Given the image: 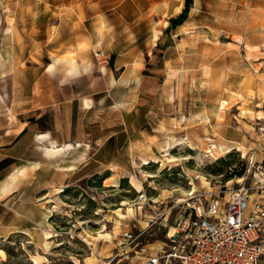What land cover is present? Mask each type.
<instances>
[{"label":"rangeland","instance_id":"1","mask_svg":"<svg viewBox=\"0 0 264 264\" xmlns=\"http://www.w3.org/2000/svg\"><path fill=\"white\" fill-rule=\"evenodd\" d=\"M78 2L111 20V61L126 70L105 104L116 140L96 154L113 173L88 155L78 161L76 150L64 161L43 157L29 136L23 156L38 162L1 198L0 222L16 229L0 241V264H107L125 232L149 248L166 243L188 203H224L239 189L264 203V0H0V80L30 45V64H47L46 22L77 19ZM132 69L140 80L127 85ZM33 125L45 129L49 115ZM167 144L175 162L158 150ZM62 163L75 166L72 177Z\"/></svg>","mask_w":264,"mask_h":264},{"label":"crops","instance_id":"2","mask_svg":"<svg viewBox=\"0 0 264 264\" xmlns=\"http://www.w3.org/2000/svg\"><path fill=\"white\" fill-rule=\"evenodd\" d=\"M75 5L77 8L72 9L77 19L46 22L47 43L43 46L45 57L50 61L44 65L37 58L36 64L32 66L30 58L33 51L30 45V51L27 49L23 53L20 50L16 52L19 62H16L15 57L11 78L0 80V201L4 196L15 193L20 177L23 176L22 169L38 162L33 161L34 158L28 160L23 156L22 144L29 136L35 140L36 153L43 157L64 161L65 154L76 150L78 154H83L78 161L83 162L88 155L98 170L106 166L105 169L113 173L110 169L112 164L108 166V163H101L96 154L110 153L108 142L113 138L116 140L117 132L112 129L114 124L111 125L112 120L107 115L111 111L105 104L114 99L113 92L117 90L126 70L117 73L119 66L111 61L110 45L114 40L110 30L111 20H104L103 13L97 17L98 12L90 11L94 9L89 4L78 2ZM96 17L98 20H95ZM18 36L23 40L22 31L19 35L16 33L13 39ZM39 50L43 48L40 47ZM98 53L106 56L104 63H100L96 57ZM121 67L122 65L119 69ZM32 70L34 77H31ZM130 72L132 79L129 75L127 85L140 80L137 73L139 70L132 69ZM112 102L116 104L115 100ZM45 113L49 115L50 125L33 132V122L38 121ZM126 133L128 137H133V131ZM130 143L133 144V140ZM64 164L67 166L59 168L61 175L69 172L67 177H72L75 166L69 163L60 165ZM76 169L78 171L81 168L77 165ZM137 182L141 185L138 180ZM57 188L54 187V191ZM15 229L0 222V241L13 234ZM1 252L3 251L0 250Z\"/></svg>","mask_w":264,"mask_h":264},{"label":"built area","instance_id":"3","mask_svg":"<svg viewBox=\"0 0 264 264\" xmlns=\"http://www.w3.org/2000/svg\"><path fill=\"white\" fill-rule=\"evenodd\" d=\"M138 238L125 232L107 264H131L137 255L141 264H260L264 203H251L244 189L224 203L219 198L205 205L188 203L159 248L141 245Z\"/></svg>","mask_w":264,"mask_h":264},{"label":"bare ground","instance_id":"4","mask_svg":"<svg viewBox=\"0 0 264 264\" xmlns=\"http://www.w3.org/2000/svg\"><path fill=\"white\" fill-rule=\"evenodd\" d=\"M101 22V21H100ZM102 25V24H101ZM104 29V28H103ZM102 30V29H101ZM102 32V31H101ZM167 146H168V144H167ZM173 146H168L166 149H163V148H161L160 149V147H158V150H160V153H163L164 154V156L166 157V161L168 162V163H172V162H175V159H174V157H172V156H169L168 154H167V151L169 150V149H171ZM231 148V147H230ZM54 149V148H53ZM163 149V150H162ZM203 149V148H202ZM213 149L214 150H217L218 148L217 147H213ZM235 148H231V150H234ZM204 150L207 152V153H212V151L210 150V147H206V148H204ZM214 155H216L217 157H216V159H218L219 158V155H218V153H213ZM154 159H156V158H154ZM148 160L151 162V159H147V158H142L141 159V163H142V166H144V165H149V163L150 162H148ZM157 162H160V161H158L157 160ZM163 164L164 163H162V165L161 166H163ZM17 171V170H16ZM20 172V171H19ZM18 172V173H19ZM17 173V172H16ZM21 174V173H20ZM20 174H19V176H20ZM17 175V174H16ZM22 175H23V173H22ZM18 177V176H17ZM11 178V177H10ZM19 178V177H18ZM13 181V180H12ZM16 181V180H15ZM131 181L132 182H134V184H133V188L135 189V191L136 192H138V193H141L142 192V187H141V185L137 182V179L135 178V177H133V178H131ZM17 182V181H16ZM261 182V181H260ZM12 183V182H11ZM10 183V185H12ZM9 185V186H10ZM8 186V187H9ZM12 187V186H11ZM113 187H115V186H113ZM7 188V187H6ZM3 189H5V188H3ZM2 189V190H3ZM131 210V209H130ZM119 211H121V210H119ZM120 218H122L123 216L121 215V214H119L118 215ZM173 233V228H170L169 229V234L171 235Z\"/></svg>","mask_w":264,"mask_h":264},{"label":"trees","instance_id":"5","mask_svg":"<svg viewBox=\"0 0 264 264\" xmlns=\"http://www.w3.org/2000/svg\"><path fill=\"white\" fill-rule=\"evenodd\" d=\"M187 11V10H184V12Z\"/></svg>","mask_w":264,"mask_h":264}]
</instances>
